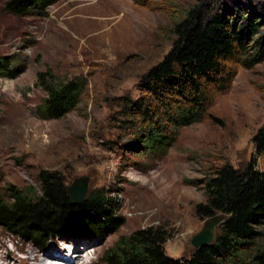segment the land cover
Listing matches in <instances>:
<instances>
[{"label":"rangeland","instance_id":"rangeland-1","mask_svg":"<svg viewBox=\"0 0 264 264\" xmlns=\"http://www.w3.org/2000/svg\"><path fill=\"white\" fill-rule=\"evenodd\" d=\"M144 1L55 0L43 14L17 16L6 12L0 0V56L23 66L16 77L0 76V194L6 196L10 185L38 189V174L48 169L60 172L68 186L87 178L86 193L120 188L125 219L117 232L100 240L62 236L51 240L46 251L0 226V238L17 255L13 262L40 264L47 251L63 253L69 245L83 251L95 247L103 254L119 235L148 226L166 231L168 257H188L195 248L191 238L207 219L195 212L205 200L198 179L220 163L240 167L255 159L264 170V155L256 157L252 141L264 124V62L239 67L231 89L211 108L215 119L183 128L174 145L123 151L122 144L133 136L119 131L118 97L139 95L138 79L161 61L176 37L173 22L191 6L214 0ZM252 1L264 6V0ZM47 69L87 80L81 102L59 119L37 109L45 95L37 73ZM258 230L253 250L264 247V219Z\"/></svg>","mask_w":264,"mask_h":264},{"label":"trees","instance_id":"trees-1","mask_svg":"<svg viewBox=\"0 0 264 264\" xmlns=\"http://www.w3.org/2000/svg\"><path fill=\"white\" fill-rule=\"evenodd\" d=\"M54 2L3 0V8L17 16L43 14ZM184 12L173 22L176 37L169 51L138 79L139 95L117 99L119 131L133 136L122 144L129 154L166 149L178 141L183 128L215 119L211 108L220 94L231 89L237 69L264 62V6L252 0H214ZM22 69L13 57L0 56L1 77H16ZM36 83L45 93L38 112L52 119L74 110L87 87L83 76L67 79L50 69L39 71ZM252 141L256 157L264 155V124ZM37 182L38 189L10 185L6 196L0 194V226L40 251L62 236L100 240L125 223L117 196L120 188H94L74 202L60 172L41 170ZM196 185L205 196L195 205L196 215L226 216L210 244L173 259L165 253L168 236L163 227L148 226L119 235L102 254L101 264H264V247L253 250L264 219V170L257 168L256 160L240 167L211 166Z\"/></svg>","mask_w":264,"mask_h":264},{"label":"water","instance_id":"water-1","mask_svg":"<svg viewBox=\"0 0 264 264\" xmlns=\"http://www.w3.org/2000/svg\"><path fill=\"white\" fill-rule=\"evenodd\" d=\"M70 198L74 202H80L84 199L87 191V178L82 177L75 179L74 182L67 187ZM223 214H216L207 218L203 228L191 238V243L195 248L202 245H208L215 238L217 228L225 220Z\"/></svg>","mask_w":264,"mask_h":264},{"label":"bare ground","instance_id":"bare-ground-1","mask_svg":"<svg viewBox=\"0 0 264 264\" xmlns=\"http://www.w3.org/2000/svg\"><path fill=\"white\" fill-rule=\"evenodd\" d=\"M82 252H83V249H81L80 247H72L71 254L68 253V249L66 250V252H63V253L60 251H50L49 250L46 252V257H45L46 261L43 259L40 261V264H52V262L54 261H63V262H66V264H72L73 255H78ZM14 255H16L15 252L13 253L8 250L6 239L0 238V262H3V264H31L29 262H25V260L22 261V259H19L18 263L13 262L12 257H15Z\"/></svg>","mask_w":264,"mask_h":264},{"label":"clouds","instance_id":"clouds-1","mask_svg":"<svg viewBox=\"0 0 264 264\" xmlns=\"http://www.w3.org/2000/svg\"><path fill=\"white\" fill-rule=\"evenodd\" d=\"M68 253L71 254V246H68ZM102 255V251L93 247L85 249L82 253L78 255H73L72 264H98V261ZM23 259H28L27 256H24ZM3 264V262H0ZM52 264H66L63 261H54Z\"/></svg>","mask_w":264,"mask_h":264}]
</instances>
